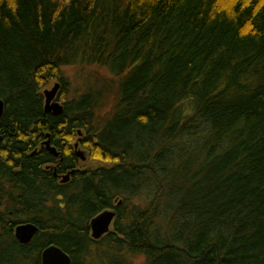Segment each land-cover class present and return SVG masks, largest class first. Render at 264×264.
Masks as SVG:
<instances>
[{"label":"trees","instance_id":"16d2710c","mask_svg":"<svg viewBox=\"0 0 264 264\" xmlns=\"http://www.w3.org/2000/svg\"><path fill=\"white\" fill-rule=\"evenodd\" d=\"M0 100V264H264V0H0Z\"/></svg>","mask_w":264,"mask_h":264},{"label":"water","instance_id":"95a60500","mask_svg":"<svg viewBox=\"0 0 264 264\" xmlns=\"http://www.w3.org/2000/svg\"><path fill=\"white\" fill-rule=\"evenodd\" d=\"M60 84L55 82L51 89H45L43 91L45 101L44 109L46 112L51 111L53 114H59L62 111V105L55 100L57 91ZM3 113V101L0 100V118ZM46 148L50 150L55 156L57 152L53 147H50L49 141L45 142ZM77 155L84 159L85 155L82 151H77ZM69 174L67 173L63 176L61 181L65 182L69 179ZM115 217L114 209H107L99 214H96L90 221V233L92 239H99L109 230L110 224L113 222ZM38 227L31 222L19 223L14 227L13 233L15 238L22 244L28 243L34 234L37 232ZM41 262L42 264H71V259L69 255L66 254L61 248L56 245H50L45 247L41 253Z\"/></svg>","mask_w":264,"mask_h":264},{"label":"rangeland","instance_id":"374dc122","mask_svg":"<svg viewBox=\"0 0 264 264\" xmlns=\"http://www.w3.org/2000/svg\"><path fill=\"white\" fill-rule=\"evenodd\" d=\"M63 71L68 81L67 92L69 96H73V95H77L81 93L90 85L95 86L103 82L108 84L107 90H106L107 92L106 94L108 95L106 96L104 107L103 109H101L100 113L102 112L104 114L110 108L112 100L114 98V87H115L114 83L115 82L114 83L111 82V77L104 67L96 66L94 64L93 65L74 64V65H70V66L68 65L67 67H64ZM54 83L55 81L51 82L46 89H51L52 88L51 86H53ZM58 91H57L55 100H57L61 104L60 98H58ZM74 149L76 150V152L82 151L83 154L85 155L83 148L77 146ZM86 156L84 159H82L83 165L84 164L87 165L93 162L92 160L88 161V158H86ZM112 224L113 222L110 224L108 231H112L113 229ZM98 240H100L98 243H102L103 241L101 240V237ZM127 261L129 264H145L144 257L141 255H131L127 257Z\"/></svg>","mask_w":264,"mask_h":264}]
</instances>
